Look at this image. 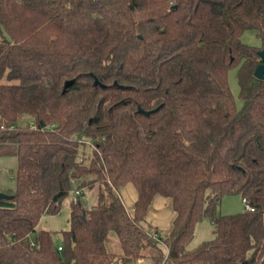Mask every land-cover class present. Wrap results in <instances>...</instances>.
Returning a JSON list of instances; mask_svg holds the SVG:
<instances>
[{"label":"trees","instance_id":"trees-1","mask_svg":"<svg viewBox=\"0 0 264 264\" xmlns=\"http://www.w3.org/2000/svg\"><path fill=\"white\" fill-rule=\"evenodd\" d=\"M249 29L264 35V0H0V156L16 159L0 264H264V73ZM93 186V206L70 201L57 250L39 219ZM156 195L173 212L162 237L140 224ZM224 195L252 211L218 213ZM204 217L213 238L186 250Z\"/></svg>","mask_w":264,"mask_h":264},{"label":"rangeland","instance_id":"rangeland-1","mask_svg":"<svg viewBox=\"0 0 264 264\" xmlns=\"http://www.w3.org/2000/svg\"><path fill=\"white\" fill-rule=\"evenodd\" d=\"M242 43L249 46L260 48L262 46V37H259L255 30H244L240 36ZM227 84L230 93L234 99L235 107H241V100L238 97V86L236 80V69L231 68L227 72ZM22 123L29 124L31 119L27 116L22 117ZM16 170V159L13 156H0V192L9 193L15 189L14 174ZM74 187H71L70 191ZM119 199L127 209L131 210V204L135 199L136 192L131 184H125L117 189ZM97 188L82 187L80 201L85 207H91L96 203ZM71 201V194L68 193L60 204L59 211L56 214L43 215L37 225L36 229H47L51 233V240L54 246H59L61 243L60 231L67 228V214L68 205ZM244 209V204L239 195H224L220 198L217 205V212L220 214H233L240 212ZM173 212L171 210L169 199L163 196H154L153 202L150 204L143 220L140 222L141 226L146 230H153L155 228L158 234L162 237L165 236L169 230ZM213 238L212 226L207 218H202L198 221L193 230V236L189 242L185 244L186 250H193L200 243ZM109 248L116 251L117 241L114 236L109 238ZM148 264V260H143Z\"/></svg>","mask_w":264,"mask_h":264},{"label":"built area","instance_id":"built-area-1","mask_svg":"<svg viewBox=\"0 0 264 264\" xmlns=\"http://www.w3.org/2000/svg\"><path fill=\"white\" fill-rule=\"evenodd\" d=\"M70 194H71V201L75 202L81 196V188L74 187L73 190L70 191ZM242 202L244 204L245 210L252 211V208L245 202L244 199H242ZM148 236L153 242L157 243L158 245H160L162 247L163 252H164V256H166L167 248L162 243V241L159 239V237L155 233H152V232H150L148 234ZM57 250H60L59 246H57ZM134 264H146V263L142 259L138 258V259H136Z\"/></svg>","mask_w":264,"mask_h":264},{"label":"water","instance_id":"water-1","mask_svg":"<svg viewBox=\"0 0 264 264\" xmlns=\"http://www.w3.org/2000/svg\"><path fill=\"white\" fill-rule=\"evenodd\" d=\"M170 8L172 9L173 7ZM257 56L261 63L256 66L253 75L256 79H262L264 73V35L262 36V46L261 49L257 51ZM138 111L142 112L143 114L148 113L147 111H143L141 109H138ZM10 197V195L0 192V199H9Z\"/></svg>","mask_w":264,"mask_h":264},{"label":"crops","instance_id":"crops-1","mask_svg":"<svg viewBox=\"0 0 264 264\" xmlns=\"http://www.w3.org/2000/svg\"><path fill=\"white\" fill-rule=\"evenodd\" d=\"M135 198H136V196H135ZM154 199V198H153ZM153 199H152V202H153ZM135 200V199H134ZM134 200H133V202H134ZM242 200V199H241ZM120 201H121V199H120ZM151 202V203H152ZM121 203H122V201H121ZM122 205H123V207H124V209L125 210H127V209H129V208H126L125 206H124V204L122 203ZM132 205H133V203L131 204V208H132ZM128 211V210H127ZM66 222H67V219H66ZM154 231H156L157 232V230L155 229V228H152ZM45 230H47V229H45ZM158 233V232H157Z\"/></svg>","mask_w":264,"mask_h":264}]
</instances>
